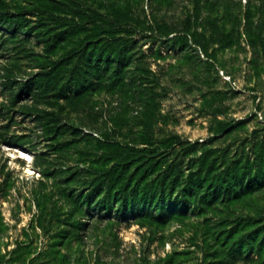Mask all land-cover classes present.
Instances as JSON below:
<instances>
[{"label": "rangeland", "instance_id": "374dc122", "mask_svg": "<svg viewBox=\"0 0 264 264\" xmlns=\"http://www.w3.org/2000/svg\"><path fill=\"white\" fill-rule=\"evenodd\" d=\"M0 264H264V0H0Z\"/></svg>", "mask_w": 264, "mask_h": 264}, {"label": "bare ground", "instance_id": "6f19581e", "mask_svg": "<svg viewBox=\"0 0 264 264\" xmlns=\"http://www.w3.org/2000/svg\"><path fill=\"white\" fill-rule=\"evenodd\" d=\"M24 158H25V159L27 158L26 160L29 162V164H32V157H31V156H28V155H27V156H25ZM30 166H31V165H30ZM30 166H29V168H30ZM29 168H28V169H29ZM29 171L31 172V169H29Z\"/></svg>", "mask_w": 264, "mask_h": 264}]
</instances>
